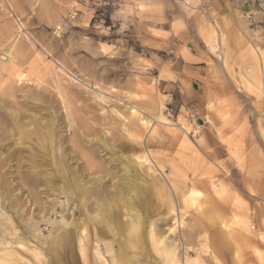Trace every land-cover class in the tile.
Returning <instances> with one entry per match:
<instances>
[{
    "label": "rangeland",
    "instance_id": "1",
    "mask_svg": "<svg viewBox=\"0 0 264 264\" xmlns=\"http://www.w3.org/2000/svg\"><path fill=\"white\" fill-rule=\"evenodd\" d=\"M188 2L0 0V219L12 218L8 239L30 240L13 259L45 245L51 226L36 207L65 199L56 189L70 169L88 203L100 193L124 211L138 193L135 210L149 216L139 264H264V51L216 19L189 22ZM197 39L218 60L208 58V77L190 68V54L204 52ZM29 208L40 222L33 216L31 234Z\"/></svg>",
    "mask_w": 264,
    "mask_h": 264
},
{
    "label": "bare ground",
    "instance_id": "2",
    "mask_svg": "<svg viewBox=\"0 0 264 264\" xmlns=\"http://www.w3.org/2000/svg\"><path fill=\"white\" fill-rule=\"evenodd\" d=\"M65 93V92H64ZM66 95V94H64ZM8 96V95H7ZM64 97V96H63ZM66 97V96H65ZM11 99V98H10ZM67 99V98H65ZM66 103V102H65ZM67 104V103H66ZM68 105V104H67ZM66 105V106H67ZM65 106V107H66ZM69 107V106H68ZM70 108V107H69ZM67 109V108H66ZM71 109H69V111H67L69 117L71 116ZM2 112V111H1ZM23 112V111H22ZM3 113V112H2ZM0 113V114H2ZM4 114V113H3ZM17 114V113H15ZM14 114V115H15ZM72 117V116H71ZM15 118V117H13ZM0 119H3L1 118L0 116ZM72 120V119H71ZM14 121V120H13ZM20 121V120H19ZM11 124V123H10ZM15 126V125H14ZM18 126V124H17ZM81 126V125H80ZM44 127V126H43ZM50 127V126H49ZM82 127V126H81ZM46 129H48L47 127H45ZM45 128H43L45 130ZM52 128V127H51ZM51 128H49L48 130H50ZM17 129H21V132L23 127H17ZM26 129V128H24ZM28 129V128H27ZM33 130V129H32ZM15 131V130H14ZM20 131V130H19ZM30 131V130H29ZM75 131V130H74ZM17 132V131H16ZM27 132V131H26ZM31 132V131H30ZM44 132V131H43ZM49 132V131H48ZM51 132V130H50ZM25 134V132H23ZM28 133V132H27ZM42 133V132H41ZM36 134V133H34ZM52 134V132H51ZM37 135V134H36ZM34 135V136H36ZM47 134H45L46 136ZM21 136V135H20ZM26 136V135H24ZM43 136H44V133H43ZM53 136V135H51ZM50 136V138H51ZM28 137V136H27ZM47 137V136H46ZM45 137V138H46ZM24 138V137H23ZM44 138V139H45ZM49 138V139H50ZM53 138V137H52ZM76 140V139H75ZM52 141V139H51ZM17 143V141H15ZM47 142V141H46ZM45 142V143H46ZM49 142V140H48ZM53 142V141H52ZM14 143V142H13ZM21 143V142H20ZM20 143H17L20 144ZM44 143V141H43ZM15 144V143H14ZM42 144V143H41ZM40 144V145H41ZM52 143H50V146H51ZM21 145V144H20ZM18 145V146H20ZM39 145V146H40ZM75 145V144H74ZM16 146V145H15ZM44 146V145H43ZM42 146V147H43ZM49 146V147H50ZM6 147V146H5ZM4 147V148H5ZM17 147V146H16ZM41 147V148H42ZM81 147V146H80ZM3 148V147H1ZM21 148V147H20ZM79 148V147H78ZM7 149V148H5ZM10 148H8V151H9ZM13 149V147H12ZM27 149V148H26ZM43 149V148H42ZM60 149V148H59ZM11 150V149H10ZM15 150V149H14ZM13 150V152H14ZM20 150V149H19ZM23 151V150H22ZM43 152V151H42ZM1 153V152H0ZM40 153V152H38ZM10 154L11 151H10ZM14 155V154H13ZM29 155V154H28ZM47 156V154H45ZM3 156V155H2ZM8 156V154H7ZM10 156V155H9ZM15 156V155H14ZM14 156H10L11 158H13ZM32 156V155H31ZM44 156V155H43ZM44 156V157H46ZM59 158H60V155H57ZM6 157V156H5ZM29 157V156H28ZM50 157V156H49ZM32 159L36 158V157H31ZM8 159V158H7ZM62 159V157H61ZM3 160V159H2ZM0 159V170L4 167V161H2ZM27 160V159H26ZM25 160V161H26ZM47 160V159H46ZM50 160V159H48ZM47 160V161H48ZM53 160V159H51ZM50 160V161H51ZM57 161V159H55ZM41 161V160H40ZM39 161V162H40ZM49 161V163H50ZM54 161V160H53ZM62 161V160H61ZM66 161V160H65ZM4 162V163H3ZM8 162V161H6ZM22 162V161H21ZM64 162V161H63ZM25 163V162H24ZM43 163V162H42ZM44 163H46V161L44 160ZM59 163V161H58ZM61 163V162H60ZM26 164V163H25ZM28 164L29 161H28ZM32 164V163H31ZM36 164V163H34ZM33 164V165H34ZM47 164V163H46ZM62 164V163H61ZM125 164V163H124ZM129 164V163H128ZM9 165V164H8ZM31 165V166H33ZM38 165V164H37ZM40 165V164H39ZM51 165V164H49ZM64 165V164H63ZM65 165H67L65 163ZM64 165V166H65ZM91 165V164H90ZM30 165H28L29 167ZM30 166V168H31ZM70 166V164H69ZM79 166V165H78ZM125 167V165H122ZM126 166H128L126 164ZM6 167V166H5ZM26 167V168H28ZM48 167V166H47ZM53 167V166H51ZM56 167H60V166H56ZM72 167V166H71ZM76 167V166H75ZM29 168V169H30ZM38 168V167H37ZM45 168V167H44ZM55 168V167H54ZM65 168V167H64ZM95 168V167H93ZM119 168V167H118ZM123 168V167H122ZM132 168V167H131ZM28 169V170H29ZM39 169V168H38ZM37 169V171H38ZM49 169V167H48ZM76 169V168H75ZM79 169V168H78ZM89 169H91L89 167ZM5 170V169H4ZM3 170V171H4ZM26 169V171H28ZM63 170V169H62ZM66 170V174H62L60 173L61 177L63 178V185L60 186L59 184V181H58V188L56 189L57 192L60 194V193H63L65 195V199L63 200H59L58 198H52L50 199L49 203L47 205H40V201L38 202V206H34L38 209H43L41 210L42 212L45 211V213L47 214V217H46V214L44 216L45 220L50 226H51V230L49 232V234L47 235V238H41L42 240H44V243L45 245L44 246H41L40 248H38V245H33V248H30V261H27V260H24V258H15L13 259V254L15 253V250L18 249L20 251V249H24V248H27L26 247V244L28 243V241L30 240H23V241H20L17 239V236H14L16 238V240L14 239H8V236L9 235H15V231H14V226L12 225L13 221H12V218L10 216H7V215H4L1 219H0V264H9L10 263V260H15L13 261L12 263L13 264H42V260L44 257H46V255L44 256V254H52L53 258L51 259V264H139V262L137 261L139 256H136V254H139L141 252V250L143 251L144 249V242H145V238H144V234H145V229L149 226L147 224V221L149 220L148 219V214L146 213V215H142L140 216L135 208H136V202H139L140 200H138L140 197H138V193L135 194L132 198V200L129 198V200L126 201V206H125V209L124 211H121L120 209H118L115 205L111 204L109 202L108 199L111 198H108L107 195H103V194H96L98 196L96 197H91L93 198L92 199V202L88 203L89 200V196H90V193L91 191L83 188L82 186H79V185H76V183H74L72 185L71 183V180L73 178V176L69 177V175H71L70 173H68V170L70 169H64ZM96 170V169H95ZM100 170V169H99ZM121 170V169H120ZM125 170V169H124ZM138 170V169H137ZM42 171V169H41ZM72 171V170H71ZM92 171V170H91ZM98 171V169H97ZM129 171V170H128ZM12 172V171H10ZM43 172V171H42ZM60 172V171H59ZM63 172V171H62ZM93 172V171H92ZM123 172V171H122ZM9 173V172H8ZM30 173V172H29ZM28 173V174H29ZM48 173V172H47ZM72 173V172H71ZM74 173V172H73ZM76 173V172H75ZM78 173V172H77ZM133 173V171H132ZM4 174V173H3ZM11 174V173H10ZM25 174V173H24ZM45 173H43L44 175ZM79 174V173H78ZM124 174V172H123ZM121 174V175H123ZM130 174V172H129ZM7 175V174H6ZM12 175V174H11ZM32 175V174H31ZM41 175V174H40ZM132 175V174H131ZM9 176V175H8ZM29 176V175H28ZM46 176H48L46 174ZM81 176V175H80ZM79 176V177H80ZM1 172H0V178H1ZM4 177L5 174H4ZM33 177V175H32ZM30 177V179L32 178ZM36 177V176H34ZM33 177V179H34ZM78 177V176H76ZM122 177V176H121ZM11 178V177H10ZM27 178V177H26ZM51 178V177H50ZM86 178V177H85ZM84 176H83V179H85ZM123 178V177H122ZM125 178V177H124ZM137 178V177H136ZM139 178V177H138ZM2 179V178H1ZM0 179V184L3 185V181ZM39 179V177H38ZM43 179V178H42ZM49 179V177H48ZM47 179V180H48ZM75 179V178H74ZM77 179V178H76ZM75 179V180H76ZM102 179V178H101ZM104 179V177H103ZM102 179V180H103ZM120 179V177H119ZM118 179V180H119ZM135 179V178H134ZM140 179V178H139ZM29 180V179H28ZM32 180V179H31ZM90 180V179H89ZM130 180V179H129ZM25 181H27V179H25ZM50 181V180H49ZM74 181V180H72ZM78 181V179H77ZM84 181V180H83ZM101 181V180H100ZM5 182V181H4ZM23 182V181H22ZM28 182V181H27ZM34 182V181H33ZM32 182V183H33ZM37 182V181H36ZM44 182V181H43ZM51 182V181H50ZM54 182V181H53ZM76 182V181H75ZM81 182V180H80ZM119 181H117L118 183ZM121 182H123L121 180ZM125 184H127L126 180L124 181ZM6 183V182H5ZM32 183L30 181V184L32 186ZM46 183V182H45ZM44 183V184H45ZM57 183V182H55ZM70 183V184H69ZM79 183V182H78ZM84 183V182H83ZM87 183V182H86ZM104 183V182H102ZM133 183V182H132ZM140 183V182H139ZM15 184V183H14ZM36 184V183H34ZM39 184H41L39 182ZM52 184V182L50 183ZM71 185V187L69 185ZM101 184V183H100ZM99 184V185H100ZM123 184V185H125ZM37 185V184H36ZM48 185V184H47ZM46 185V187H47ZM84 185V184H83ZM92 185V184H91ZM121 185V184H120ZM119 185V187H120ZM129 185V184H128ZM133 185V184H132ZM140 185V184H138ZM31 186L29 185L30 187V190H31ZM40 186V185H39ZM37 185V187H39ZM52 186H54V183L52 184ZM56 186V185H55ZM54 186V187H55ZM122 186V185H121ZM131 186V185H129ZM136 186V184H135ZM3 186H1L2 188ZM23 187V186H22ZM28 187V188H29ZM57 187V186H56ZM99 187V186H98ZM115 187V186H114ZM142 187L139 186V188ZM28 188H25V189H28ZM33 188V186H32ZM36 188V187H34ZM33 190H36L34 189ZM45 188V187H44ZM134 188V186H133ZM52 189V187H51ZM95 189V188H94ZM103 189V188H102ZM116 189V188H115ZM131 189V188H130ZM148 189V188H147ZM29 190V189H28ZM27 190V191H28ZM38 190V188H37ZM54 190V188L52 189ZM55 190V191H56ZM117 190V189H116ZM142 190V189H141ZM1 191V190H0ZM44 191V190H43ZM119 191V190H118ZM123 191V190H122ZM121 191V192H122ZM136 191V190H135ZM151 191V190H150ZM30 192V191H29ZM39 192V191H38ZM42 192V191H41ZM47 192V190H46ZM49 192L48 191V195H49ZM53 192V191H52ZM56 192V193H57ZM102 193V191H100ZM109 193V191H107ZM121 192L118 193L121 195ZM28 193V192H27ZM32 193V192H30ZM30 193H29V196H30ZM34 193V192H33ZM32 193V195H33ZM43 193V192H42ZM114 193V192H113ZM117 193V192H115ZM132 193V191H131ZM148 193V192H147ZM197 193V192H196ZM195 193V194H196ZM41 194V193H40ZM45 194V193H44ZM51 194V193H50ZM123 194H125L123 192ZM39 195V194H38ZM47 195V194H46ZM47 195V197H48ZM95 195V194H94ZM94 195H91V196H94ZM126 195V194H125ZM144 195V194H143ZM142 195V196H143ZM146 195V194H145ZM13 196V195H12ZM28 196V195H27ZM56 196V195H55ZM61 196V195H60ZM107 196V197H106ZM148 196V195H147ZM146 196V197H147ZM32 196H30L31 198ZM38 198L40 196H37ZM36 197V198H37ZM50 197V196H49ZM53 197V196H51ZM75 197V199H74ZM124 197V196H123ZM128 197V196H127ZM145 197V196H144ZM143 197V198H144ZM151 197V196H150ZM149 197V198H150ZM6 197L3 196V197H0V210H2V208L5 206L4 205V199ZM42 198V197H41ZM46 198V197H45ZM44 198V199H45ZM60 198V197H59ZM116 198V197H115ZM125 198V197H124ZM148 198V197H147ZM29 199V198H28ZM33 199V198H31ZM120 199V198H119ZM123 199V198H122ZM122 199H120L119 201H121ZM49 200V199H48ZM73 200H75V203H73ZM97 200L99 201H102V202H98ZM138 200V201H137ZM149 200V199H147ZM46 200H44L45 202ZM117 201V200H115ZM144 201V200H143ZM151 201V200H150ZM30 203V202H29ZM113 203V202H112ZM125 203V202H124ZM141 203V202H140ZM31 204V203H30ZM33 205H35V203L33 202L32 203ZM121 204V203H120ZM138 204V203H137ZM145 204V203H144ZM146 205V204H145ZM149 205V204H147ZM28 206V205H27ZM59 206V212H55V215L57 216V218L59 219L58 222L55 224L53 223V220L50 219L49 215H50V212H54L56 207ZM143 206V205H141ZM139 207V206H138ZM146 207V206H145ZM144 207V208H145ZM148 207V206H147ZM146 207V208H147ZM150 207V206H149ZM200 207V204H197L196 205V208L198 209ZM27 208V207H26ZM71 208V209H70ZM151 208V207H150ZM202 207H200L199 209H201ZM9 209V208H8ZM140 209V208H138ZM143 209V208H142ZM151 210V209H150ZM11 211V210H10ZM22 211H24L25 213L28 214L29 212V217L26 219L27 221L25 223H23L24 225V229L27 233L30 232L31 234V227L34 226V223L32 222V218L33 216L36 217V218H33L34 221L37 220V216L35 215L36 213L34 212V208L32 209H23ZM40 211V212H41ZM70 211V212H69ZM148 212V210H146ZM5 212V211H4ZM123 212V213H122ZM142 212V211H141ZM68 213L71 214V217H70V221L68 222L66 219H65V216L68 215ZM90 213H94L93 215H90ZM42 214V213H40ZM39 214V215H40ZM124 214V217H126V221H124L122 223L121 221V217L122 215ZM208 214V213H207ZM0 215H3V213H0ZM54 215V214H53ZM151 215V214H150ZM14 216V215H13ZM209 217V216H207ZM14 219V218H13ZM40 220H43V216H42V219ZM39 220V221H40ZM124 220V218H123ZM17 221V220H16ZM19 221V220H18ZM43 221V222H44ZM21 221H19V224H20ZM149 222V221H148ZM16 223V222H15ZM21 223V225H22ZM40 222H37L36 221V226H39ZM151 223V222H150ZM86 224V226H85ZM64 225V228H61V226ZM148 225V226H147ZM17 227V226H16ZM40 227V226H39ZM47 227V226H46ZM19 228V227H18ZM37 228V227H36ZM34 228V229H36ZM10 229V231H9ZM21 229V228H20ZM24 231V230H23ZM34 231V230H33ZM173 231V229L171 228L170 229V234L171 232ZM19 232V231H18ZM19 234V233H18ZM17 234V235H18ZM169 234V233H168ZM26 235V234H25ZM23 236V235H22ZM30 236V235H29ZM21 237V236H20ZM31 237V236H30ZM36 237V236H34ZM33 237V238H34ZM38 237V236H37ZM36 237V238H37ZM101 237H104L108 240H103V238L101 239ZM112 238L114 239H120L121 241H116L117 243H119L118 247L117 248H114L113 247V240ZM171 239V238H170ZM175 241L176 239L173 238ZM34 241V240H33ZM38 241V239H37ZM163 241H166L165 239ZM115 242V243H116ZM36 243V242H34ZM170 243V241H169ZM29 244V243H28ZM37 244V243H36ZM39 244V243H38ZM41 244V243H40ZM112 244V245H111ZM172 244V242H171ZM170 244V245H171ZM117 245V244H116ZM175 245V243H174ZM98 246H100V248H98ZM104 249V252L103 253H108V257L106 259V257L104 258V256H102V252H100L101 249ZM163 249V248H162ZM27 250V249H26ZM165 250V249H164ZM22 251V250H21ZM24 251V250H23ZM140 251V252H139ZM46 252V253H45ZM26 253V252H25ZM28 253V251H27ZM170 249L168 248L167 250V255H170ZM28 254V256H29ZM143 254V253H142ZM187 254V253H186ZM24 256V255H23ZM48 256V255H47ZM20 257H22V255H20ZM29 258V257H28ZM27 258V259H28ZM23 259V260H22ZM48 259V258H47ZM150 259V256L146 253L145 256H144V259L145 261H149ZM142 260V261H143ZM141 261V260H140ZM175 262V260H174ZM11 263V264H12ZM46 263V262H45ZM48 263V262H47Z\"/></svg>",
    "mask_w": 264,
    "mask_h": 264
},
{
    "label": "crops",
    "instance_id": "3",
    "mask_svg": "<svg viewBox=\"0 0 264 264\" xmlns=\"http://www.w3.org/2000/svg\"><path fill=\"white\" fill-rule=\"evenodd\" d=\"M186 5L195 15L189 22L201 21L202 16L216 19L219 30L229 38L238 39L241 36L247 43L259 45L264 51V0H189ZM197 44L204 52L190 54L193 59L190 68L197 76L208 77L211 70L207 64L208 58L218 60L207 51V44L203 40L197 39ZM191 88L196 92L194 87ZM232 92L238 93L235 89Z\"/></svg>",
    "mask_w": 264,
    "mask_h": 264
}]
</instances>
